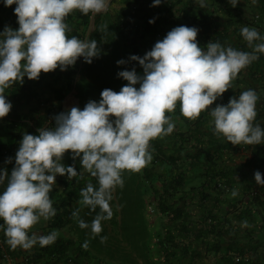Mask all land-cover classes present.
<instances>
[{"label":"trees","instance_id":"1","mask_svg":"<svg viewBox=\"0 0 264 264\" xmlns=\"http://www.w3.org/2000/svg\"><path fill=\"white\" fill-rule=\"evenodd\" d=\"M205 4L201 8L197 0H162L152 6L153 0H123L114 18L79 10L70 13L65 18L71 28L67 35L97 40L100 55L91 63L80 57L64 71L59 67L42 71L39 79L25 76L23 82L8 87L6 92L31 110L10 120L15 142L0 144V169L10 176L21 137L54 127V117L69 110L64 101L71 92L83 109L90 100L98 102L104 89L119 92L128 83L118 77L119 71L135 67L142 74V66L129 57H143L174 27H197L201 49L212 40L252 51L241 35L243 26L264 35V0H239L235 6L230 0H205ZM15 7L0 0V32L5 26L18 29ZM151 19L154 23H149ZM121 59L127 63L118 65ZM247 89L259 95L254 123L264 128V54H259L198 118L183 117L179 104L168 113L174 131L151 140L152 159L146 166L123 173V187L113 192V215L102 222L99 234L81 228L72 215L79 208V218L90 223L99 212L79 202L80 190L97 181L82 169L80 157L74 160L71 150L66 151L62 163L82 175L69 179L57 174L50 192L56 215L31 229L38 234L57 230L58 238L44 247L12 249L0 231V264H6L7 256L16 264H264V186L254 178L257 170L264 178V143L233 145L213 133L209 114L217 104L227 105ZM9 157L11 162L5 163Z\"/></svg>","mask_w":264,"mask_h":264},{"label":"clouds","instance_id":"2","mask_svg":"<svg viewBox=\"0 0 264 264\" xmlns=\"http://www.w3.org/2000/svg\"><path fill=\"white\" fill-rule=\"evenodd\" d=\"M13 9L18 18V29L5 26L0 32V118L11 110L5 89L13 82L39 79L40 73L60 68L66 70L83 57L91 63L100 55L95 39L69 37L71 31L65 18L74 10L83 14L108 10L111 0H2ZM162 0H153L152 6ZM206 6L205 0H197ZM235 6L239 0H230ZM256 0H253L255 3ZM149 23H154L151 19ZM199 29L179 25L158 40L143 57L131 55L143 72H118L128 81L120 91L104 89L101 99L90 100L81 109L73 106L57 114L55 126L38 129V135L25 133L15 156L10 176L0 169V231L12 248L25 250L56 241L59 232L47 234L31 232L42 219L56 215L50 192L56 176L68 178L82 175L74 166H65L62 158L71 150L72 158L80 157L82 169L96 178L80 190V204L99 212L87 222L79 218L80 209L72 215L81 228H90L93 234L103 231L102 222L113 215L111 201L117 187H123L125 171H139L152 159V139L171 134L176 125L168 113L177 104L180 113L196 119L201 112L231 88V82L252 62L264 54V35L255 28L243 26L241 35L252 51H243L220 42H208L205 49L198 46ZM124 59L118 65L126 64ZM139 85V87H137ZM75 97V96H74ZM259 95L247 89L231 97L227 105L217 104L210 110L212 131L233 145L264 143V128L254 123ZM78 100V99H77ZM79 103V101H78ZM114 117V119H113ZM9 157L5 163H10ZM7 178V180H6ZM258 185L264 186L259 170L254 173ZM232 195H237L234 190ZM247 224V222H243ZM107 237H101L106 240ZM88 242L85 241L84 247Z\"/></svg>","mask_w":264,"mask_h":264},{"label":"crops","instance_id":"3","mask_svg":"<svg viewBox=\"0 0 264 264\" xmlns=\"http://www.w3.org/2000/svg\"><path fill=\"white\" fill-rule=\"evenodd\" d=\"M7 89H5V97L8 101L11 102L12 108L9 112L10 114L3 117V119L0 120V124L3 127L2 132H0V144L1 143L13 144L15 142V139H14L13 134H12L14 131V127H12V125H9V123L11 122L10 120L12 118L18 116V115L26 116L30 113V110H31L30 105H28L27 103L22 102V101H21V103L18 102L14 96H12L9 92L8 93L6 92ZM65 109H70V108H65ZM17 127L20 128L19 125ZM22 132H25V129H22ZM22 138H23V136L21 137V140H22ZM41 223L46 224L47 221L42 219Z\"/></svg>","mask_w":264,"mask_h":264},{"label":"rangeland","instance_id":"4","mask_svg":"<svg viewBox=\"0 0 264 264\" xmlns=\"http://www.w3.org/2000/svg\"><path fill=\"white\" fill-rule=\"evenodd\" d=\"M122 3H123V0H111V3H110L108 10L105 12H102V13L107 14L109 17L114 18V16L116 15L118 10L122 6ZM93 20H94V18L92 19V21ZM89 26L92 29L94 27L93 24H90ZM77 104H78V100L76 98L72 99L70 97V95H68V97H66V99L64 101L65 108H71L73 106H77Z\"/></svg>","mask_w":264,"mask_h":264},{"label":"built area","instance_id":"5","mask_svg":"<svg viewBox=\"0 0 264 264\" xmlns=\"http://www.w3.org/2000/svg\"><path fill=\"white\" fill-rule=\"evenodd\" d=\"M80 39H88L87 38V36H85V37H82V38H80ZM81 58H83V57H81ZM70 97L72 98V99H74L75 97H74V92H71L70 93ZM65 107V106H64ZM241 260V258H236V261H240ZM6 264H16V262L15 261H13L9 256H7L6 257Z\"/></svg>","mask_w":264,"mask_h":264}]
</instances>
